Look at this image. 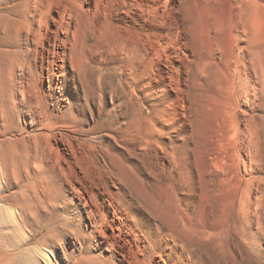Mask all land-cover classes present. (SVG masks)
Wrapping results in <instances>:
<instances>
[{"label":"rangeland","instance_id":"rangeland-1","mask_svg":"<svg viewBox=\"0 0 264 264\" xmlns=\"http://www.w3.org/2000/svg\"><path fill=\"white\" fill-rule=\"evenodd\" d=\"M77 1L88 13L79 20L75 48L65 56L63 43L72 36L67 28L77 26L68 24L69 16L61 23L55 5L45 12L34 0H0V107L6 114L0 111V264H130L119 253L129 244L108 238L117 239L115 248L93 232L89 209L74 190L90 195L106 236L116 224L112 196L114 205L134 208L140 224L156 229L150 203L165 204L163 197L174 190L182 204L189 193L199 195L197 180L183 173H198L201 152L214 163V131L224 112L239 103L240 77L229 60L232 14L239 2L255 4L253 22L247 14L243 18L256 31L254 45L264 55V0H162L166 27L179 25L182 31L180 46L166 49L171 53L165 62L179 73L180 87L191 98L173 101V91L129 85L118 64L125 55L115 57L118 35L146 21L134 12L139 5ZM248 52H240V59ZM236 211L230 204L216 205L202 216L215 243L212 260L264 264V217L258 222L254 214ZM162 241L177 258L189 257L165 236ZM156 259L142 261L158 264Z\"/></svg>","mask_w":264,"mask_h":264},{"label":"bare ground","instance_id":"bare-ground-1","mask_svg":"<svg viewBox=\"0 0 264 264\" xmlns=\"http://www.w3.org/2000/svg\"><path fill=\"white\" fill-rule=\"evenodd\" d=\"M34 1L44 7L45 12H48L53 5L57 6L61 23L66 16H69L68 24L77 25L74 31L67 28V33H72L71 39L63 43V51L67 56L69 50L73 51L76 46L75 38L78 33L79 20L87 11L78 6L77 0ZM134 1L139 5L137 11L134 10V12L138 14V18L145 17L146 21L144 20L141 28L129 25L118 35L115 57L119 59L120 56L125 55V58L120 59L122 63L119 60L117 63L120 69L127 73L126 80H131L129 85L143 84L142 90H145V84L150 87L158 86L160 92H175L173 96L169 95L171 100H182L184 103L185 98H190L189 90L181 89L179 73L174 71V68L170 69L165 62V58L171 53L166 52V49L173 50L177 45L180 46L181 28L179 25L175 29L172 25L166 27L167 16L161 12L164 6L162 0ZM165 6L169 8V3ZM236 6L238 12L232 14V20H235V23L230 32L234 45L229 60L233 63L232 70L236 71L240 77V87L235 95L236 102L239 103L233 105V109L224 112L222 120L214 131L215 141L218 144L216 155L212 158L214 163L207 161L205 152H201L197 158L198 173L189 169L188 172L183 173L197 180L199 195L189 193L192 197L182 204L183 199L174 190L169 193L170 197L164 198L161 195L165 204L159 201L150 203L148 215L154 222L151 223L156 224V229L145 221L140 224V220L133 215L134 208L124 204L114 205L116 199L112 196L111 203L115 212L113 220L116 224L114 223L115 226L111 227L110 236H106L100 229L105 222L97 218L96 210L91 206L92 198L74 188L80 200L89 209V214L93 219L91 220L93 232L98 231L107 241H110L108 238L115 237L122 243L129 244L125 250L121 248L119 253L129 260L130 264H143L142 259L147 260V257L149 261L153 257L157 258L158 264H211V261L212 264H218L214 261L215 259L212 260L213 257L211 258V251L214 250L211 249L212 233L202 217L206 216V211H212L216 205L224 208L230 204L237 209L239 216L242 213L244 217H250L252 213L258 218V222H261L264 217V176L261 175L264 174V155L261 154V119L258 116L260 106H264V55L259 54L254 45L256 31L253 29L250 31L243 18V15L247 14L253 22L255 4L249 2L246 7L244 3L239 2ZM170 18L175 19L172 14ZM146 31L153 32L154 35L150 36ZM172 35L176 37L172 38ZM161 37H164L166 41L162 42ZM240 42H246L248 46L242 47ZM245 50H249L248 55L245 54L248 58L243 56L240 59V52ZM136 92L135 95H137ZM142 94L145 96V93ZM151 104L158 105L159 103L152 101ZM188 109L190 110V105ZM0 111L5 118L6 114L2 107ZM241 154H244V157H241ZM123 177L126 176L123 174ZM225 226L226 224L222 227L225 228ZM158 228L162 232L165 230L164 236L176 247L181 246L189 257L185 258L181 255L177 258L173 255V248L167 250L162 241L163 233L161 234ZM123 232L126 233L125 237L122 236ZM115 242L112 241L111 245L116 248ZM212 246H215V243ZM147 253L149 256H146Z\"/></svg>","mask_w":264,"mask_h":264}]
</instances>
